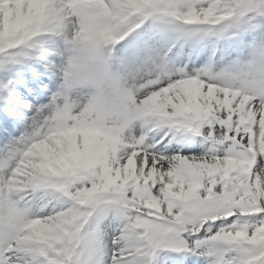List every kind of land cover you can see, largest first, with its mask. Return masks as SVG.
Returning <instances> with one entry per match:
<instances>
[{
    "label": "snow or ice",
    "instance_id": "6c2138e0",
    "mask_svg": "<svg viewBox=\"0 0 264 264\" xmlns=\"http://www.w3.org/2000/svg\"><path fill=\"white\" fill-rule=\"evenodd\" d=\"M0 264H264V0H0Z\"/></svg>",
    "mask_w": 264,
    "mask_h": 264
}]
</instances>
